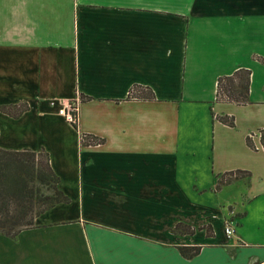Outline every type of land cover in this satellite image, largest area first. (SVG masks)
Returning <instances> with one entry per match:
<instances>
[{
	"label": "crops",
	"instance_id": "crops-1",
	"mask_svg": "<svg viewBox=\"0 0 264 264\" xmlns=\"http://www.w3.org/2000/svg\"><path fill=\"white\" fill-rule=\"evenodd\" d=\"M240 68L250 101H219ZM261 129L264 0H0V147L45 149L71 198L0 234V264H264Z\"/></svg>",
	"mask_w": 264,
	"mask_h": 264
},
{
	"label": "trees",
	"instance_id": "trees-1",
	"mask_svg": "<svg viewBox=\"0 0 264 264\" xmlns=\"http://www.w3.org/2000/svg\"><path fill=\"white\" fill-rule=\"evenodd\" d=\"M251 70L240 68L233 74L221 76L218 81L219 101L247 104L250 101ZM128 98L152 99L150 87L133 85ZM29 109L27 103L2 105L1 110L19 118ZM222 121L234 125V118L224 116ZM77 127V124H74ZM86 144L100 143L92 135H85ZM260 141L264 148V129L260 130ZM249 146L257 149L251 136ZM242 170L228 171L218 178L217 187L244 177ZM249 174V172H248ZM60 176L51 165L50 155L45 150L7 149L0 147V234L16 237L22 230L36 225V218L58 203H67L71 198L59 187ZM184 224H179L182 227ZM180 250L187 258H193L201 251V246L181 245Z\"/></svg>",
	"mask_w": 264,
	"mask_h": 264
},
{
	"label": "built area",
	"instance_id": "built-area-1",
	"mask_svg": "<svg viewBox=\"0 0 264 264\" xmlns=\"http://www.w3.org/2000/svg\"><path fill=\"white\" fill-rule=\"evenodd\" d=\"M60 113L63 114L69 122L77 124L79 121V102H71L64 104L62 108L59 109ZM232 213V212H231ZM224 230L228 237H233L235 235V222L232 214H229L224 220Z\"/></svg>",
	"mask_w": 264,
	"mask_h": 264
},
{
	"label": "rangeland",
	"instance_id": "rangeland-1",
	"mask_svg": "<svg viewBox=\"0 0 264 264\" xmlns=\"http://www.w3.org/2000/svg\"><path fill=\"white\" fill-rule=\"evenodd\" d=\"M85 139H86V138L84 137V138H83V141H84ZM0 245H1V244H0ZM1 251H2V250H1V248H0V252H1Z\"/></svg>",
	"mask_w": 264,
	"mask_h": 264
}]
</instances>
